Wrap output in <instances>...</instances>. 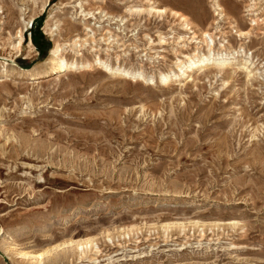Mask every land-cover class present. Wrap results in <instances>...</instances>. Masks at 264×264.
<instances>
[{
  "label": "rangeland",
  "instance_id": "374dc122",
  "mask_svg": "<svg viewBox=\"0 0 264 264\" xmlns=\"http://www.w3.org/2000/svg\"><path fill=\"white\" fill-rule=\"evenodd\" d=\"M46 23L91 65L17 80ZM204 32L233 53L160 85ZM1 60L0 264H264V0H0Z\"/></svg>",
  "mask_w": 264,
  "mask_h": 264
},
{
  "label": "bare ground",
  "instance_id": "6f19581e",
  "mask_svg": "<svg viewBox=\"0 0 264 264\" xmlns=\"http://www.w3.org/2000/svg\"><path fill=\"white\" fill-rule=\"evenodd\" d=\"M41 5H44V4H41ZM39 7H41V6H39ZM215 7L218 11L223 12V9L218 4H215ZM21 11H20V13H21ZM84 11H85V9H84ZM84 11H82V13H83L84 21H86L89 18V15H91V13H89L87 11L84 12ZM88 11H90V10H88ZM127 13L132 15L135 12L132 11L131 9H128ZM149 13H150V11L148 12L147 15H150ZM158 13H160V12H158ZM164 13H165V11H164ZM171 14L174 18H177L176 20L179 21L180 23H182L185 26V28H188L190 26V23L187 21V18L185 16L178 14L177 12H171ZM29 21H31V19ZM48 21H50V20H48ZM258 21H260V20L258 19L256 21H252L253 27L258 26L257 25ZM28 22H27V24H28ZM23 23H25V21H23ZM52 23H54V22H52ZM214 23H215V21L213 22V24ZM45 25H46L44 28L45 32L54 39V42H53L54 46H53V49L51 50V54H50L49 58L45 62H43L42 64L35 66L33 68V70H31L29 72L21 71L16 76L17 80H26L27 79L29 81L30 80L36 81V80H39L41 78L50 77L52 75H59V74H57V72H60L62 70H65L66 72L69 71V72L74 73V72H78L80 70L89 68L88 65H91V64H88V59L86 57L84 58V55L83 56L81 55L79 57L80 58L79 60H75V57H74L75 61H70L69 56H66V55L62 54V52H60V50H61L60 49V42L58 39L55 38V37H57V36H55L56 32H54L53 28L50 27L49 25H47V23ZM22 26H23V29L18 30L15 33V35H12L9 32H8L9 34L7 35L10 40H15V43L11 44V47H12V50L16 51V53L21 52V48H22L23 43H24L23 30H24V28H26V24H24V25L22 24ZM47 26H49V27H47ZM83 28H84V26H83ZM88 28H90V27H88ZM69 29H70V27H69ZM61 30L62 29H60V31ZM92 31H93V29H92ZM85 32H86V30H85ZM91 34H92V36H91ZM235 34L238 36V38H247L252 34V30H249L247 32H242V31L238 30V31H235ZM95 36H96V34H95ZM58 37H59V35H58ZM85 37L87 38V40H85V41H88L89 43L91 42L92 44L95 43L94 33L91 32L90 30L88 32H86ZM201 38H202L201 40H203V41L202 42H195V45H199L200 43H205V49H206L205 52H201L198 50L199 48H197V50L192 51L191 53H189L187 55L179 54V57L176 58L174 63H173V66L175 67L174 69L171 68V70H168L166 72H162V73L158 74L157 78H158V82L160 85L166 86L167 84H169V82H176L179 79L187 77L188 74H190L194 71H198L200 69H203L204 67H206L208 65H218V64H212V63L219 62L223 57L225 58V57H227L233 53V51L227 52L223 47L219 48L218 50H215L214 41L212 40L211 36L206 32L201 33ZM111 39H113V37H110V36L107 38V40L104 39L105 42L107 43L105 45L111 46V44L113 43V41ZM206 39L209 40V43L206 42ZM74 40H77V39H74ZM77 42H78V40L73 41L72 43L74 45H76ZM61 43H62V41H61ZM71 47H73V46H71ZM29 49L31 50V44L29 45ZM77 51H79V50H77ZM86 51L88 53V50H86ZM92 51H94V50H92ZM66 53H67V51H66ZM95 53H97V52H95ZM96 56H98V54ZM91 57H93V56H91ZM107 58H109V56ZM1 61H2V63H0V79H1V81L7 80L8 78H12L14 73L21 70V69H19V67H17L14 64L13 65L7 64L6 60H1ZM118 62H119V60H118ZM210 62H212V63H210ZM93 63L95 64L97 69H102L103 66L106 64V62H103V61L101 62L100 58H96V57H95V59H93ZM113 68H115V67H113ZM113 75L119 76L120 79H126L127 80L132 75V71L124 69V68L121 69L120 66L118 65V67L114 69ZM142 79H143V77H141V80Z\"/></svg>",
  "mask_w": 264,
  "mask_h": 264
}]
</instances>
